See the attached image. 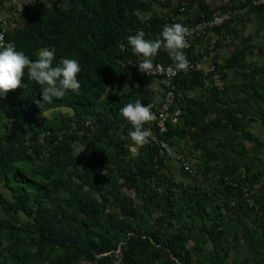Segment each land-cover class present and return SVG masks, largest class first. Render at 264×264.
Segmentation results:
<instances>
[{
  "label": "rangeland",
  "instance_id": "obj_1",
  "mask_svg": "<svg viewBox=\"0 0 264 264\" xmlns=\"http://www.w3.org/2000/svg\"><path fill=\"white\" fill-rule=\"evenodd\" d=\"M37 1L40 3L38 7L27 11L24 16H11L6 34L38 23V18L49 13L52 0ZM131 1L141 20L164 19L168 15L175 18L181 3L187 4L190 14L201 11L202 4L210 11L228 7L238 9L239 13L232 21L215 33L213 51H209L212 38L200 40L192 50L193 57L199 60L203 68L214 66L223 77L225 94L220 100L214 95L209 98L215 106L217 104L221 117L216 121L215 113L206 109L204 96L187 93L183 102L186 104L194 100L192 105H187L193 115L198 117L200 110H204V122H215L217 128L213 133L194 137V128L188 129L186 126L188 117H183L182 104V110L179 109L181 117L175 128L179 137L174 136L169 143L181 157L189 160L194 169L205 175L206 180L202 183L187 177L176 161L166 168L156 165L143 183L141 178L132 184L120 176H110L105 169L98 168L97 163L99 155L104 154V165H111L106 138L101 134L90 135L77 129L79 139L72 142V179L75 182L72 185L80 188L74 190L71 185L59 193L55 191L47 194L55 199L56 205H61V209H66L65 203L69 201L73 190L78 195H92L91 202L100 207L99 216L94 220L97 224L90 229L96 235L105 234L117 247L108 256L110 259L107 263L80 261L79 264H124L123 257L128 250L130 237L139 245V263L264 264V243L261 244L264 233V10L246 8L250 0ZM14 7L16 5L13 2L4 0L0 4V14L12 13ZM161 27L145 34V39L158 38ZM140 59L130 48V61L139 62ZM156 93L159 98H156ZM117 94L118 91L113 90L102 99ZM146 98L156 102L163 99V88L158 81L153 80L144 88L141 99ZM227 113L234 114L232 125L236 127L235 131L230 130V123L227 124ZM10 114L0 110V141L8 143L20 137L28 148L24 156L19 154L20 157L7 172L9 181L12 174L18 172L26 183L11 182L10 187L20 193L25 189L29 194H41V186L52 191L50 183L58 177L53 176L50 181L46 178L48 167L45 156L37 148H31L35 141L34 132L39 135L51 126L52 131H56L61 124L75 121L72 112L67 109L54 110L39 116L29 125L18 120L19 126L14 124L15 118ZM110 120L113 123L108 131L109 136L124 143V149L133 161L141 157L145 147L134 144L129 136L120 133L125 126L122 118L114 121L109 117ZM106 121L100 123L106 125ZM145 128L150 127L145 125ZM254 140L259 146L255 145ZM226 174L250 189L245 197L235 192L232 195L223 192L213 202L209 198L201 202L199 199L191 200L194 194H205ZM252 196L258 199V204ZM0 197L7 203L0 206V264H14L11 255L37 254L34 245L36 239L30 229L31 220L22 213L13 215L5 208L12 203V198L11 192L2 182L1 174ZM197 200L199 204L195 205ZM214 228L218 253L214 252L211 241L205 235V229ZM143 241L149 245L142 244ZM99 259L96 257V261Z\"/></svg>",
  "mask_w": 264,
  "mask_h": 264
},
{
  "label": "trees",
  "instance_id": "obj_2",
  "mask_svg": "<svg viewBox=\"0 0 264 264\" xmlns=\"http://www.w3.org/2000/svg\"><path fill=\"white\" fill-rule=\"evenodd\" d=\"M3 1L0 0V4ZM63 2L65 0H52V8L49 13L38 18V23L5 34V42H14L17 50L23 51L30 59H36L35 54L40 48H54V64L59 63L62 58L76 59L81 68L77 77L81 83L79 91L68 90L63 98H53L51 103L43 105L41 101V105L38 106L37 101L41 100V86L29 80L27 75L22 81L23 87L0 97V110L6 112V114L11 112L10 115L15 118L14 124L16 126H19L18 120L29 125L39 116L60 109L71 111L75 119V121L56 126V131H52L51 126L49 130L47 129L39 135L34 132L35 141L32 142L31 148H37L45 156L48 167L46 178L50 181L51 177H58L53 183H50L52 191L47 190L45 186H41V194L38 192L29 194L25 189L21 193L15 192L10 187L11 182L25 184L26 180L23 179L20 173L14 172L9 181L7 172L11 170L15 161L20 157L19 154L24 156V151L28 148L25 147V142L20 137L8 143L0 141V174L2 182L11 192L12 198V203L5 208L13 215L22 213L30 219L32 222L30 229L33 230L32 233L36 239L34 245L37 248V254L11 255L14 264H33L35 260L41 263L49 261V264H79L80 261L107 263L110 259L108 256L117 250L116 245H113L105 234L99 233L96 235L90 229L97 224L94 220L99 216L100 207L91 202L92 195L88 197L74 192V190L80 188L78 185H72L75 183L72 179V142L79 139L77 136L78 130L81 129L88 134L90 133V135L101 134L106 138L111 165L109 167L104 165V154L99 155L97 163L98 168L105 169L106 174L108 173L110 176H120L124 181L136 184L140 181V178L143 183L147 179L149 171L156 165L166 168L162 160L158 158L157 150L148 144L144 145L146 150L141 157L134 161L130 159L127 150L124 149V143H120L109 136L108 131L113 123L111 120L109 121V117L114 121L121 119L120 109L127 103H133L137 99H141L144 88L153 82V78L138 76L131 73L126 66H123L130 61V47L127 44V37L136 34L138 30H143L145 34L151 33L160 29L159 27L164 24H171L172 20L175 23H180L178 10L183 3L179 5L175 18L168 15L164 19L149 18L141 20L137 16L131 0H66L70 5L66 11L62 6L59 7V4ZM251 2L252 0L248 2L246 8L264 10V5L251 7ZM184 4L186 5V12H188L186 15L195 17L196 21H200L201 16L209 18L214 12L208 10L202 4V6L200 5L201 11L190 14L187 4ZM36 7L38 6L34 8ZM226 9L238 10L232 7L219 10ZM38 25H40V28H38ZM221 29L215 30V33ZM121 44L124 45L123 51H121ZM194 46L191 48L189 57L191 61L198 62L199 60L192 55ZM154 63L162 64L166 68L171 64V60L169 55L162 49L155 57ZM216 73L223 82L222 75L218 71ZM205 82L208 83L207 86ZM174 85L176 88L175 107L182 110V104L184 105L183 117H188L186 126L188 129L194 128V137H201V135H206L208 132H215L217 128L215 122H204L205 111L200 110V115L195 117L192 109L187 106L188 104L192 105L194 100L187 101L186 104L183 100L185 101L187 93L194 92L200 97L204 96L207 102L206 109L215 113L216 121H219L221 113L217 110V104L215 106V103L210 102L209 98H211V95L216 96L218 99L223 97L226 90L225 86L222 90L217 89L213 85L211 75L204 76L199 72L177 76ZM113 90H117L119 94L109 95L102 99L106 93ZM141 102H143L142 99ZM233 115V113H227L225 118L227 124L230 123L229 126L231 125L230 130L235 131L236 127L232 125ZM102 120H107V124L102 125L100 123ZM122 121L125 126L120 133L128 137L133 129L128 121L123 118ZM87 122H89V127H86ZM145 125L151 128L150 123ZM177 126L168 124L167 133L159 137L169 144L174 136L179 137V132L175 129ZM155 130L154 128L153 131L155 132ZM23 134H25L24 131ZM254 143L259 146L257 141L254 140ZM133 167L134 171H132ZM201 174L205 182L206 177L203 173ZM71 185L74 190L70 194L69 201L65 203L67 207L64 208L65 210L61 209V205H56L54 203L55 199L47 193L55 191L59 193L60 190L68 186L71 187ZM242 190L249 191L250 189L233 181L226 174L222 176L219 183H214L212 188L205 194L197 193L190 198L191 200L199 199L200 202L204 198H209L213 202L217 199V195L223 192L230 195L235 192L243 197ZM252 199L258 204V199L255 196H252ZM199 201L197 200L195 205H198ZM243 203L246 207L248 206L244 201ZM0 204L2 206L7 203L0 197ZM123 210L127 211L126 208H123ZM197 210L200 211L199 208ZM201 210L204 211V209ZM197 214L201 216L199 212ZM216 228L212 230L205 229V235L211 241L214 252L218 253L219 245L215 242ZM129 240L128 250L123 257L124 264H145L137 262L139 255L138 243L133 237H130ZM262 243H264V233ZM142 244L149 245L147 241H143ZM96 257H100V259L96 261ZM34 258L35 260L32 262Z\"/></svg>",
  "mask_w": 264,
  "mask_h": 264
},
{
  "label": "clouds",
  "instance_id": "obj_3",
  "mask_svg": "<svg viewBox=\"0 0 264 264\" xmlns=\"http://www.w3.org/2000/svg\"><path fill=\"white\" fill-rule=\"evenodd\" d=\"M35 0H27L26 3H34ZM66 11L69 3L63 2L59 7ZM22 10V5L20 11ZM190 29L182 23L165 25L160 36L154 40L145 39L143 30L127 37V44L133 54L141 57L138 63V71L146 75L167 73L175 75L181 71H187L190 67L185 49L190 47ZM124 45L121 44V48ZM163 49L172 59L173 64L165 68L162 64L154 63L158 52ZM36 59H30L21 50H17L14 42H5V35L0 32V97L24 86L22 81L27 78L34 81L41 88V100L38 106L51 103L53 98L61 99L66 91L78 92L81 83L78 74L81 71L76 59L62 58L54 64L55 49L40 48L36 52ZM152 104L143 105L141 99L133 103H127L120 109V115L128 121L132 127L129 133L131 141L139 146L147 145L152 136L151 129L145 128V124L155 120L151 111Z\"/></svg>",
  "mask_w": 264,
  "mask_h": 264
},
{
  "label": "built area",
  "instance_id": "obj_4",
  "mask_svg": "<svg viewBox=\"0 0 264 264\" xmlns=\"http://www.w3.org/2000/svg\"><path fill=\"white\" fill-rule=\"evenodd\" d=\"M13 2L16 7H14V13L0 14V32L4 35L6 34V28L11 20V16L21 17L26 14L27 11L31 10L35 6L39 5V1L35 0L34 3H26L27 0H9ZM22 5V10L20 11ZM264 5V0H252L251 7H259ZM180 23L187 26L190 29L191 36L189 37L190 47L186 48L184 51L187 55L190 67L187 71L178 72L175 75H170L167 73H156L146 75L138 71V63L134 61H128L125 65L127 69L138 76L141 77H151L154 81H158L163 88V99L160 102L153 101L150 98L143 100L142 104L147 106L149 103L152 104L151 111L155 115V120L150 122L152 136L148 145L154 147L157 150L158 158L162 160L165 167H169L172 161H176L181 167L183 173L191 179H194L197 183L204 182V177L202 174L194 169L192 164L185 157H181L177 151L169 146L168 143L163 141L159 136H163L167 133V126L171 124L172 126L177 125L179 118L181 116L180 111L175 107L176 101V88L174 85V80L179 75H189L191 73L199 72L204 76L211 75L214 87L219 90L223 89V82L220 80L219 75L216 73L214 66L208 69L202 67L199 62H193L190 60L189 53L193 45H196L200 40L205 38H212L209 51H213V45L215 40V30L223 28L226 24L230 23L232 19L239 13L238 10H214L213 14L209 18L201 16L200 21H196L195 17H189L186 15V5L183 3L178 10ZM175 23L174 20L171 24ZM170 25V24H169ZM124 49L121 48V51ZM205 61V58H203ZM171 64H173L172 59ZM169 66V65H168ZM167 66V67H168ZM166 67V68H167ZM207 82L205 85L207 86ZM89 122L86 123V127H89ZM92 128V127H90ZM156 129L155 132L153 129ZM133 151V150H132ZM134 152V151H133ZM242 195L245 197L247 195L246 190H242Z\"/></svg>",
  "mask_w": 264,
  "mask_h": 264
},
{
  "label": "crops",
  "instance_id": "obj_5",
  "mask_svg": "<svg viewBox=\"0 0 264 264\" xmlns=\"http://www.w3.org/2000/svg\"><path fill=\"white\" fill-rule=\"evenodd\" d=\"M155 96H156V98H159V97H158V96H159V94H158V93H156V95H155Z\"/></svg>",
  "mask_w": 264,
  "mask_h": 264
}]
</instances>
